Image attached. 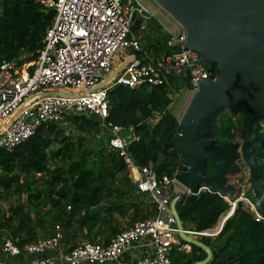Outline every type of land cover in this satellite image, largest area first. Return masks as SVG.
<instances>
[{"label":"trees","instance_id":"16d2710c","mask_svg":"<svg viewBox=\"0 0 264 264\" xmlns=\"http://www.w3.org/2000/svg\"><path fill=\"white\" fill-rule=\"evenodd\" d=\"M53 17L54 10L36 0H1L0 61L16 64L32 61ZM169 38V35L162 37L166 41ZM172 49L151 46L145 51L159 53ZM169 82L171 87L112 85L106 90L109 106L104 119L80 114L64 118L76 136L65 135L59 125L49 123L11 151L0 148V203L12 194L22 198L5 210L0 206L3 233L20 249L52 236L55 226L65 247L75 242L105 244L121 230L117 217L127 218L124 227L127 228L152 215L154 206L149 197L135 192L125 163L108 146V140L112 137V126L130 127L136 139L125 150L137 165L150 166L157 178L178 172L181 154L165 146V142L180 133L177 120L168 110L170 95L176 94L180 87L174 78H169ZM232 115H224V111L220 115L221 124L214 136L219 144L238 138L240 115L236 130L232 127ZM155 116L158 117L155 119ZM260 124L264 128V120L257 122L256 133L261 144L254 149V158L260 173L264 174V132L260 131ZM57 136L58 146L52 148V140ZM208 169L204 168L205 173ZM262 189L264 193V184ZM238 192L239 186L235 183L231 195H221L232 201ZM232 203L231 208L215 192H202L181 197L175 203V211L182 228L193 232L213 228L224 215L217 234L197 236L213 253L214 261L235 254L237 259L233 264H264V213L256 208L260 216L256 218L241 202L235 206ZM203 257L204 252L195 245H190L187 252L172 248L168 253L170 264H192Z\"/></svg>","mask_w":264,"mask_h":264},{"label":"built area","instance_id":"2783aa9c","mask_svg":"<svg viewBox=\"0 0 264 264\" xmlns=\"http://www.w3.org/2000/svg\"><path fill=\"white\" fill-rule=\"evenodd\" d=\"M36 1L52 8L54 17L34 59L21 64L0 61V148L4 151H11L41 126L61 123L69 114L104 119L109 106L106 90L112 85L171 87L169 78L179 77L183 88L193 94L204 76L198 54L182 46L185 33L180 30L167 40V46L174 47V51H148L142 58L131 55L109 83L98 87L112 72L111 59L116 51L140 52L138 38L126 39V35L132 16H141L145 9L135 0ZM209 75L215 78L212 73ZM121 130L132 131L130 127L112 126L108 146L125 163L135 192L149 197L154 206L152 215L119 230L105 244L79 242L70 247L61 243L58 226L52 236L25 244L21 249L0 228L2 252L16 255L24 250L32 255L26 264H107L133 248L138 250L133 264H170L168 253L172 248L189 251L190 245L177 236L169 209L171 199L178 196L179 201L181 197L215 192L227 203L229 200L202 184L192 192L181 187L175 178L177 172L157 178L150 166L141 167L128 156L127 144L117 134ZM237 200L236 197L232 201ZM218 230L184 233L212 236Z\"/></svg>","mask_w":264,"mask_h":264},{"label":"water","instance_id":"95a60500","mask_svg":"<svg viewBox=\"0 0 264 264\" xmlns=\"http://www.w3.org/2000/svg\"><path fill=\"white\" fill-rule=\"evenodd\" d=\"M153 1L179 24L185 33L182 46L198 54L204 72L177 120L180 133L165 142V146L181 154V168L175 176L177 183L191 192L202 184L211 191L231 195L233 185L227 183V176L239 172L240 160L247 167L252 199L264 213V174L254 158V149L261 144L256 133L257 122L264 120V0ZM141 21V16H132L126 39L138 35ZM167 44L166 40H146L139 51ZM138 53L134 52L133 56ZM125 63L107 75L98 87L109 83ZM213 71L215 78L209 75ZM224 110L240 115L238 140L219 144L214 136ZM117 134L126 144L133 141L130 130ZM206 166L208 174L204 171ZM177 200L178 196H174L169 203L177 236L204 252V257L192 264H206L211 251L184 233L175 211Z\"/></svg>","mask_w":264,"mask_h":264},{"label":"rangeland","instance_id":"374dc122","mask_svg":"<svg viewBox=\"0 0 264 264\" xmlns=\"http://www.w3.org/2000/svg\"><path fill=\"white\" fill-rule=\"evenodd\" d=\"M148 1H151V0H141V2H146V3ZM141 15L148 16L149 15L148 10L147 11L144 10L141 13ZM153 25H155V27H157L156 26V22L154 21L153 24L151 23V26L152 27H151L150 31L155 30V28H154ZM159 30H160L159 32H161L160 36L162 37V34L164 33V31L161 28H159ZM145 32H146V30H144V29L142 30L141 29L137 36H139V38L143 40L144 38H146V35H147ZM176 33H177L176 31L171 30V34H172L171 36H175ZM163 36H167V35L165 34ZM171 51H174V49H172ZM123 56H124V54L121 52V50L116 51L114 53V55L112 56V59H111L112 60V65L113 66L114 65H118L120 63V61L123 60ZM26 63H28V62H26ZM112 65H111V67H112ZM174 81L178 84V86L180 87V90L176 94H171L170 95V97H171V103L168 106V110H169L170 114L176 120H179V118H180L181 114L183 113V111H184V109H185V107H186L189 99L191 98V95L192 94L189 91H187L186 88H183L181 78L176 77V78H174ZM231 113L233 114L232 115V118H233L232 127H233L234 130H236V119L238 118V112H230L228 110H224V115H227V116L229 115L230 116ZM57 125H59V129H62L63 130V134H65V135H71V136H76V131L73 128H71V126H68V124H67L66 121H61V123H58ZM260 131L261 132H264L263 126L260 127ZM60 134L61 133H59V135ZM58 138H59V136H57V139L56 140L55 139L52 140L53 141L52 144H51V147L52 148L58 146V143H57ZM236 140H238V138H236ZM239 161L237 162L238 167H239V172L236 173V174L227 176V183L232 184V185L236 183L239 186V192L237 194V199L240 200L239 202H241V205H242L243 208H245L249 212L253 213V215L256 218H259V214L256 212V208H258V207L256 206L255 203L253 204V203L250 202L251 201L250 198H252V193H251V190L249 188V183H248V180H247L248 179L247 167L245 166L244 163L239 162ZM208 173H209V169L207 170V174ZM35 179H38L37 174L35 175ZM35 181H37V180H35ZM21 199L18 198L15 194H12L8 198L7 201L1 202L0 203V206H1L2 209L5 210L9 205L12 206L14 204L19 203L21 201ZM227 199H228V197H227ZM44 208L46 209V207H44ZM5 213H7V212L5 211ZM31 216H32V214H31ZM222 217H224V215L223 216L221 215L219 217L216 225L213 228L210 229L211 231H213L215 228L218 227V225L221 222ZM126 221H127V218H118L117 217V222H118L119 227L121 229H124L125 222ZM220 227H221V225H220ZM184 231H190V230H184ZM188 234H190V235H196V234H193V233H188ZM211 237H213V236H211ZM76 243H79V242H76Z\"/></svg>","mask_w":264,"mask_h":264},{"label":"crops","instance_id":"0c3cea01","mask_svg":"<svg viewBox=\"0 0 264 264\" xmlns=\"http://www.w3.org/2000/svg\"><path fill=\"white\" fill-rule=\"evenodd\" d=\"M135 1H137L146 11L148 10L149 12L148 16L141 15L142 21L140 25L143 27L142 30L143 29L146 30L145 33L147 35H146V38H144L143 40L140 39L139 36H136L140 42V45L146 40L156 39V40L163 41L162 37L164 34L169 35V36L172 35L171 30L177 32L175 35H177L180 32L181 28L179 24L171 16H169L164 10H162L153 0H151L152 2L148 1L149 3L141 2V0H135ZM137 17L139 16L136 15V18ZM154 21L156 22L157 27L153 25L155 30L150 31L152 27L151 23L153 24ZM159 28H161L164 31V33L162 34V37L160 36L161 32H159L160 31ZM165 47L169 49L172 48L167 45H165ZM163 50L159 51V53L164 52ZM121 52L124 54L123 60L120 61L118 65H114V66L112 65V60H111V65H112L111 71L119 67L123 62H126L131 57V55H133V53H131L129 50H124ZM144 52L146 53L148 51H142V52L140 51L137 56L138 57L140 56L139 58H142L144 56L143 54ZM220 225L221 224H219L218 227L215 228V231H217L220 228ZM189 236L197 239L198 235H189ZM69 245L67 246L69 247ZM137 252H138L137 249L131 248L127 250L126 252H124L116 261L110 262L107 264H133V257ZM211 255H212V258L206 264H233L237 259V255L233 254V255H229L225 257L222 261H214L213 253H211ZM31 257L32 255L25 252L24 250H21L20 253L16 255H11V254H6L2 252L0 249V264H26L28 259ZM55 264H64V263L56 262Z\"/></svg>","mask_w":264,"mask_h":264},{"label":"bare ground","instance_id":"6f19581e","mask_svg":"<svg viewBox=\"0 0 264 264\" xmlns=\"http://www.w3.org/2000/svg\"><path fill=\"white\" fill-rule=\"evenodd\" d=\"M231 202H234V203H232V206H235V201H228L229 206L231 207ZM231 208H232V207H231ZM231 213H232V212H231ZM231 213H229V214H231ZM229 214H228V215H229ZM228 215H227V216H228Z\"/></svg>","mask_w":264,"mask_h":264},{"label":"flooded vegetation","instance_id":"af4514ba","mask_svg":"<svg viewBox=\"0 0 264 264\" xmlns=\"http://www.w3.org/2000/svg\"><path fill=\"white\" fill-rule=\"evenodd\" d=\"M239 116V115H238Z\"/></svg>","mask_w":264,"mask_h":264}]
</instances>
